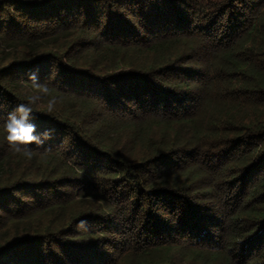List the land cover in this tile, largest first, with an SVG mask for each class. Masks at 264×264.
Listing matches in <instances>:
<instances>
[{"label":"trees","instance_id":"16d2710c","mask_svg":"<svg viewBox=\"0 0 264 264\" xmlns=\"http://www.w3.org/2000/svg\"><path fill=\"white\" fill-rule=\"evenodd\" d=\"M0 105V264H264V0H0Z\"/></svg>","mask_w":264,"mask_h":264},{"label":"clouds","instance_id":"9594fccd","mask_svg":"<svg viewBox=\"0 0 264 264\" xmlns=\"http://www.w3.org/2000/svg\"><path fill=\"white\" fill-rule=\"evenodd\" d=\"M30 84L31 92L26 96V102L16 105V107L8 113L4 122L5 139L10 150L31 159L34 149L31 145L43 146L46 141L53 138V129L37 130V125L32 121L35 106L41 103L45 104V113L51 115L60 103V97L53 95L52 88L48 83L41 82L39 70L35 69L27 74V81ZM0 105V109H2ZM86 222L81 221L83 226Z\"/></svg>","mask_w":264,"mask_h":264}]
</instances>
